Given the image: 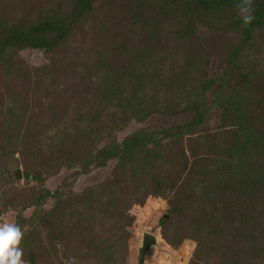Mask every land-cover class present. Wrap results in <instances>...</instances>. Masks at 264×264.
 <instances>
[{
    "label": "rangeland",
    "instance_id": "1",
    "mask_svg": "<svg viewBox=\"0 0 264 264\" xmlns=\"http://www.w3.org/2000/svg\"><path fill=\"white\" fill-rule=\"evenodd\" d=\"M237 1L91 0L49 50L0 48V225L19 228L20 264H136L143 231L156 238L144 264H264V0ZM74 5L0 0V21L30 26ZM244 19L256 22L245 39ZM208 30L242 39L225 65ZM231 99L251 142L215 169L239 133ZM188 107L195 123L169 137L172 123L145 116ZM104 146L122 161L92 165Z\"/></svg>",
    "mask_w": 264,
    "mask_h": 264
},
{
    "label": "trees",
    "instance_id": "2",
    "mask_svg": "<svg viewBox=\"0 0 264 264\" xmlns=\"http://www.w3.org/2000/svg\"><path fill=\"white\" fill-rule=\"evenodd\" d=\"M91 0H75V5L73 9L70 11V13L66 16H60L57 12L51 11L50 13H47L45 16L41 18L40 21L35 22L34 24L30 26H25L23 24H15V25H7L4 21H0V48L6 49V48H14L16 50H22V49H31V50H49L52 46L55 45L56 42H58L71 28V26L75 23V21L88 10V4ZM196 1L200 6L208 7L211 9H217L220 8L223 4H230V5H236L241 6L242 3L238 2L237 0H194ZM254 24L255 21H252ZM251 21L244 19L238 22V26H240V31L243 33V39L247 38V33L252 28ZM209 32L201 33V38L205 42L206 48L209 53L216 52V55L213 56L215 60V64H226V56L228 54H231L233 58H235L236 52L238 50L236 44H233L234 46L230 48H234L232 52L229 51L230 48L227 47V45L232 42H241V40H232L229 39L228 41H225V36L213 31L208 30ZM210 32L212 35H210V39L206 37V34H209ZM207 42H206V41ZM229 105L231 108L230 113L232 116L233 123L235 124L236 129L239 133H237V138L235 145L232 149V151L229 153L230 156L223 157L218 164L216 165L215 169H218L220 166H222L226 161L228 160H237L240 154H242L244 151L247 150L250 142H251V135H250V129L244 119V111L243 108H241V104L235 100H226L225 106ZM173 108L171 110H166L164 112H161L158 114V117H152L151 115H145L146 118H148V124L149 125H156V126H163L167 123H172V127L168 128L166 131L165 136H170L174 132L173 131H180V130H186L190 128L191 125L195 123V118L197 119V109L195 107H188L185 109H179ZM184 119L185 117L188 119L181 120L182 124L175 125L176 120ZM184 117V118H183ZM191 118V119H190ZM187 120V121H186ZM175 123V124H174ZM175 125V126H174ZM171 133V134H170ZM152 142L151 139L148 140V142ZM141 142L139 137L136 135L131 136L130 141L128 142L129 145H135L137 143ZM157 142H160V140H157ZM109 147V146H108ZM108 147H102L93 158V163L95 167H103L106 162L112 159H117L118 162L122 161V154L120 151H117L115 149H111ZM88 165H91L88 163ZM88 165L81 166L79 171L71 173L70 177H72V183L77 177H79L81 174H87L91 170ZM94 168V167H93ZM214 169V168H212ZM207 171H212L210 168L206 169ZM36 180L39 182L41 179L33 175ZM45 196H49V193L46 192ZM52 195H58V192H53ZM42 197L41 199L45 198ZM178 211L177 207L162 209L160 213L151 221L146 224V227L151 231L153 228L162 227L167 221L169 212L176 213Z\"/></svg>",
    "mask_w": 264,
    "mask_h": 264
},
{
    "label": "clouds",
    "instance_id": "3",
    "mask_svg": "<svg viewBox=\"0 0 264 264\" xmlns=\"http://www.w3.org/2000/svg\"><path fill=\"white\" fill-rule=\"evenodd\" d=\"M21 237L17 226L0 225V264H20V251L17 248Z\"/></svg>",
    "mask_w": 264,
    "mask_h": 264
},
{
    "label": "water",
    "instance_id": "4",
    "mask_svg": "<svg viewBox=\"0 0 264 264\" xmlns=\"http://www.w3.org/2000/svg\"><path fill=\"white\" fill-rule=\"evenodd\" d=\"M156 244L155 236L147 231L140 234L139 245L136 250V264H144V257L150 247Z\"/></svg>",
    "mask_w": 264,
    "mask_h": 264
}]
</instances>
